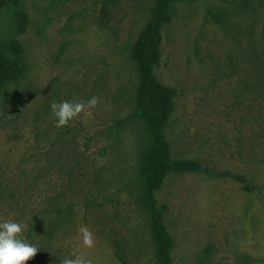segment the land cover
<instances>
[{"label": "rangeland", "instance_id": "rangeland-1", "mask_svg": "<svg viewBox=\"0 0 264 264\" xmlns=\"http://www.w3.org/2000/svg\"><path fill=\"white\" fill-rule=\"evenodd\" d=\"M20 1L29 16L23 32L12 6L0 11V40L20 39L29 65L0 99V156L30 170L48 152L58 160L50 201L76 205L62 222L52 220L62 225L54 246L64 257L158 264L138 177L150 138L134 116L138 76L130 56L152 0ZM173 7L156 68L177 89L165 130L171 156L242 174L251 189L203 172L169 174L157 196L175 243L172 264H264V2L183 0ZM93 96L96 108L56 127L53 101ZM81 225L94 234L92 248L82 244Z\"/></svg>", "mask_w": 264, "mask_h": 264}, {"label": "trees", "instance_id": "trees-1", "mask_svg": "<svg viewBox=\"0 0 264 264\" xmlns=\"http://www.w3.org/2000/svg\"><path fill=\"white\" fill-rule=\"evenodd\" d=\"M177 1L183 0H152L150 19L141 30L130 53L131 59L136 63L138 76L134 116L145 124L150 138L149 144L140 155L138 177L158 264L173 263L175 243L165 222L166 206L160 204L157 196V191L162 188L169 174L203 172L215 178H232L241 182L246 189H251L247 178L242 174L204 167L197 159H173L171 156L165 130L174 111L177 89L162 83L156 74V68L161 58L162 31L172 21L173 3ZM6 6L13 7L16 27L19 33L23 32L29 23L26 8L20 0H0V11ZM212 16L221 24L225 21L220 13H212ZM28 71L29 65L22 41L17 37L0 40V99L9 87L19 85ZM13 137L19 138V134L14 132ZM56 162L58 160L52 161L48 152L43 166L39 170H30L27 166H13L10 161L0 156V222L13 220L27 224L28 227L23 232L24 238L40 248L38 254L26 264H60L65 258L61 247L54 246L62 225L55 227L56 222L52 220L56 218L62 222L66 215L74 213L76 205L70 203L64 206L50 201V170L56 164L58 170ZM57 193L56 196L60 198L65 194V189L60 187ZM38 198L45 199L37 201ZM118 255L123 258L121 254Z\"/></svg>", "mask_w": 264, "mask_h": 264}, {"label": "clouds", "instance_id": "clouds-1", "mask_svg": "<svg viewBox=\"0 0 264 264\" xmlns=\"http://www.w3.org/2000/svg\"><path fill=\"white\" fill-rule=\"evenodd\" d=\"M99 102L100 98L97 96H93L86 102L53 101L50 108L55 117L56 127L67 126L71 120L78 117L86 108L94 109ZM27 227V224L13 220L0 222V264H26L27 261L38 254L40 251L39 246L27 242L23 236V232ZM78 234L85 247L92 248L94 246V234L87 226L81 225L78 228ZM60 264H94V261L84 255H76L74 258H63Z\"/></svg>", "mask_w": 264, "mask_h": 264}]
</instances>
